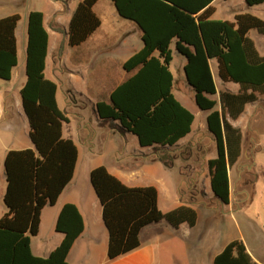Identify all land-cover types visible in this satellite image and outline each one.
<instances>
[{
    "label": "trees",
    "instance_id": "16d2710c",
    "mask_svg": "<svg viewBox=\"0 0 264 264\" xmlns=\"http://www.w3.org/2000/svg\"><path fill=\"white\" fill-rule=\"evenodd\" d=\"M99 0H82L70 23L69 44L78 47L101 26L93 8ZM119 15L137 24L144 47L124 68L136 72L111 96V103L98 104L104 121H118L121 129L136 135L141 146H174L191 133L195 116L173 94L170 70L175 50L185 57L184 67L197 106L209 112L208 129L217 144V158L209 162L211 187L224 204L230 203L229 168L240 158L242 133L230 122L246 106L264 96V56L249 37L253 30L264 36V20L237 14L234 21L214 20L215 0H110ZM249 7L264 0H245ZM19 15L0 19V80L10 81L18 65L16 30ZM49 35L44 15H28L27 83L21 91L30 138L35 150L10 151L4 162L8 213L0 220V264H70L67 257L84 232V221L76 206L61 211L56 230L64 234L62 244L48 258L32 254L31 238L39 233L42 210L54 206L74 176L78 149L63 138L68 118L59 109L57 85L45 77ZM215 61L222 83L239 86L237 94L219 93L211 68ZM91 183L103 208L109 231L108 256L115 260L140 247V233L150 225L167 221L175 228L196 226L197 212L179 207L164 214L158 207L155 187L130 188L105 167L91 172ZM214 264H257L242 241L226 246Z\"/></svg>",
    "mask_w": 264,
    "mask_h": 264
},
{
    "label": "crops",
    "instance_id": "0c3cea01",
    "mask_svg": "<svg viewBox=\"0 0 264 264\" xmlns=\"http://www.w3.org/2000/svg\"><path fill=\"white\" fill-rule=\"evenodd\" d=\"M6 2L0 0V6ZM79 3L71 6L66 2L50 0L43 12L30 11L41 12L44 15V27L49 35L45 77L57 85L58 107L69 120L63 125V138L72 140L78 149L73 179L59 196L56 204L46 206L42 210L39 233L31 238L32 254L39 258H48L62 244L65 236L56 230L57 222L64 206L72 204L83 218L84 232L74 243L67 257L68 263L165 264L168 260L171 264H177V258L166 257L170 255V249L176 245L174 241L179 235L191 236L197 224L203 219V215L206 226H212L217 220H222L230 213L231 209L235 211L239 205L249 200L244 191L252 192L255 188L256 180L250 166L257 146L263 142L261 137L264 134V96H260L257 102L247 105L245 112L238 119H229L230 124L241 131L242 144L240 158L229 168L230 203L226 205L215 196L211 187L209 162L217 158V144L207 125V117L210 113L199 109L186 77L184 82L178 84L185 95L182 99L183 103L191 105L195 102L196 111L203 113V117L197 123L194 112L176 97L174 77V96L195 116L191 133L174 146L143 147L136 135L121 129L120 122L104 121L100 118L98 104H110L113 92L135 75L136 72L125 70L124 65L144 47L143 33L131 20H128L132 24L131 27L127 26L119 33L113 32L110 25L101 20L96 13V10L102 13L106 6L99 0L93 12L101 21L100 28L82 45L71 47L68 32ZM111 4L113 6L111 20L120 24L118 18L122 17L114 3ZM30 12L24 16L20 15L21 20L16 30L18 65L13 69L12 79L0 80V124L2 123L9 133L6 139L2 138L4 162L10 151L35 150L21 97V91L27 83ZM13 15L19 14L2 15L0 11V19ZM132 34H137L141 41L140 46L133 45L134 36L133 39L130 37ZM256 47L258 49L257 45ZM171 48L173 55L177 53L175 43ZM259 53L264 56L260 51ZM213 64L216 66L217 64L211 61L217 86ZM216 73L218 76V69ZM222 84L233 86L225 88L224 91L234 94L239 92L237 84ZM96 150L97 153L93 154ZM95 158L107 161H93ZM98 167H105L110 174L130 188L155 187L158 190V207L164 214L182 206L195 210L198 215L196 226L191 228L188 224H183L175 228L167 221L150 225L141 231V245L138 249L110 260L109 231L103 219L102 205L91 183V172ZM6 189L4 166L0 220L8 213L4 202ZM237 240L244 243L254 262L264 264V254L257 248L258 241L248 244L243 237ZM231 242L220 244L217 252L211 253L210 264H214L215 258ZM192 259H188L190 264H200L199 260Z\"/></svg>",
    "mask_w": 264,
    "mask_h": 264
},
{
    "label": "rangeland",
    "instance_id": "374dc122",
    "mask_svg": "<svg viewBox=\"0 0 264 264\" xmlns=\"http://www.w3.org/2000/svg\"><path fill=\"white\" fill-rule=\"evenodd\" d=\"M7 2L4 5L0 6V11L2 15L14 14L17 13L22 16L27 14L30 11H44L50 0H6ZM12 1H16L15 3ZM59 2H66L68 5L75 6L81 0H52ZM105 3L103 12L96 10L98 16L104 22H107L110 25L111 30L115 33H119L125 28L131 27V23L128 20L123 18H118L121 21L120 24L114 23V20H111V9L112 1L110 0H101ZM108 4V5H107ZM110 5V6H109ZM214 8L216 12L213 16L214 20H228L234 21V18L237 14L249 13L255 15L262 20H264V4L255 7H249L244 0H218L214 3ZM112 21V23H111ZM115 25V26H114ZM134 36L133 45H141L140 39L137 37V34H132L130 37ZM249 37L255 41L258 46L259 51L264 54V36L259 35L257 31L253 30L249 33ZM133 39V38H132ZM187 62L186 58L181 56L178 53L174 54V60L171 63V71L175 77V86L174 94L182 102L184 106H187L191 109L197 118V123L202 119L203 113L200 111L197 112L195 102L191 105L183 103V91L179 88L178 84L185 81V72L184 66ZM213 70L215 73L218 95L214 97L215 100L219 99V93L224 91L225 88H231V85H223L219 80L216 70L217 66L213 64ZM185 86V85H184ZM8 131L5 129L4 125L0 124V196L2 188V176L4 175V160L3 154L5 153L2 145V138L6 139L8 136ZM261 142L257 146V150L253 156L252 173L255 176V188L253 191L245 190L244 192L247 195L248 201H245L242 205H239L235 209L230 210L222 220H217L212 226H206L204 215L203 219L197 224L196 230L191 233V236L184 237L179 235L174 241L176 245L170 249V255L166 258L174 257L177 258V264H190L188 259H196L200 261V264H210L211 253L217 252V248L220 244H226L232 240H237L243 237L248 241V244L251 242L257 243V248L260 253L264 254V134L261 137ZM6 145V144H5ZM94 153H97L94 151ZM107 161L102 160L101 158H95L93 161ZM238 181V179H237ZM1 198V197H0ZM2 203V202H1ZM2 205V204H1ZM164 256V254H163ZM188 258V259H187ZM192 259V260H193ZM165 264H171L168 260L165 261Z\"/></svg>",
    "mask_w": 264,
    "mask_h": 264
},
{
    "label": "water",
    "instance_id": "95a60500",
    "mask_svg": "<svg viewBox=\"0 0 264 264\" xmlns=\"http://www.w3.org/2000/svg\"><path fill=\"white\" fill-rule=\"evenodd\" d=\"M184 72H185V70H184ZM185 77H186V80H187V76H186V72H185ZM187 83H188V81H187ZM188 85H189V83H188ZM190 86V85H189ZM191 87V86H190Z\"/></svg>",
    "mask_w": 264,
    "mask_h": 264
}]
</instances>
